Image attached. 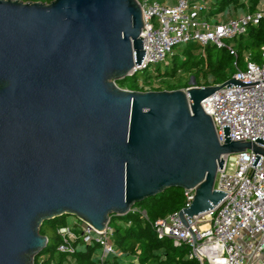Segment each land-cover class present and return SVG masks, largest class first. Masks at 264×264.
Here are the masks:
<instances>
[{
	"label": "water",
	"instance_id": "95a60500",
	"mask_svg": "<svg viewBox=\"0 0 264 264\" xmlns=\"http://www.w3.org/2000/svg\"><path fill=\"white\" fill-rule=\"evenodd\" d=\"M136 0H0V264H34L41 225L68 215L96 231L167 189H194L186 217L226 195L201 102L221 87L138 92L117 82L145 51Z\"/></svg>",
	"mask_w": 264,
	"mask_h": 264
},
{
	"label": "built area",
	"instance_id": "2783aa9c",
	"mask_svg": "<svg viewBox=\"0 0 264 264\" xmlns=\"http://www.w3.org/2000/svg\"><path fill=\"white\" fill-rule=\"evenodd\" d=\"M136 1L142 11L145 55L134 73L148 65L166 63L176 46L191 41L201 47L210 43L225 48L236 57L234 43L229 41L243 34L249 24L258 25L264 18L263 2L253 13L227 22H211L198 18L202 3ZM230 79L238 84L221 87L205 98L201 107L210 117L220 144L225 142L227 129L231 141L251 143L264 152V47L260 49L259 62L246 55L243 68H236ZM190 82L186 89L205 87L194 85L192 78ZM220 159L223 165L217 170L214 189L226 194L223 199L202 214L186 217L187 226L180 221L178 212L158 220L154 223L155 233L158 238L172 240L174 246H188L187 258L198 264H264V154L247 149ZM184 197L183 208H187L194 189L184 190ZM141 214L145 216L144 212ZM58 233L62 239L58 252L73 253L76 236L68 228H61ZM81 235L85 242L94 240L99 245L101 258L115 254L109 242V227L96 231L83 224Z\"/></svg>",
	"mask_w": 264,
	"mask_h": 264
},
{
	"label": "trees",
	"instance_id": "16d2710c",
	"mask_svg": "<svg viewBox=\"0 0 264 264\" xmlns=\"http://www.w3.org/2000/svg\"><path fill=\"white\" fill-rule=\"evenodd\" d=\"M22 2L50 3L52 0H20ZM165 3L169 0H155ZM264 0H190L191 4L202 3L198 18L210 20L219 15L255 12ZM264 5V4H263ZM234 43L236 57L225 48L212 44L201 47L196 42L176 46L166 63L148 65L125 80L118 87L129 91H174L190 87V78L196 86H212L226 82L234 74V68L242 69L246 55L260 61V49L264 47V18L258 25L249 24L246 31L230 40ZM180 48L179 53L174 50ZM202 48V51L199 52ZM178 73H183L177 77ZM160 87L153 90V84ZM148 88V89H147ZM185 205L184 190L167 189L164 193L146 199L136 207L140 212H129L121 217L111 216L109 242L115 254L101 258L99 245L91 240L85 242L83 223L75 217L63 215L44 222L39 232L47 238V245L34 258V264H198L187 258L189 247L174 246L169 238H158L154 223L179 212ZM145 213V216L141 214ZM68 228L76 239L74 252L61 253L57 248L62 242L59 229Z\"/></svg>",
	"mask_w": 264,
	"mask_h": 264
},
{
	"label": "crops",
	"instance_id": "0c3cea01",
	"mask_svg": "<svg viewBox=\"0 0 264 264\" xmlns=\"http://www.w3.org/2000/svg\"><path fill=\"white\" fill-rule=\"evenodd\" d=\"M168 2V1H167ZM169 2H171V4L172 3H174V1L173 0H170ZM236 15V16H235ZM240 15H242V14H239L238 15V13H231L230 15H219L218 17H216V18H212V19H210L209 21H211V22H227V21H229V20H231V19H234V18H236V17H238V16H240Z\"/></svg>",
	"mask_w": 264,
	"mask_h": 264
},
{
	"label": "rangeland",
	"instance_id": "374dc122",
	"mask_svg": "<svg viewBox=\"0 0 264 264\" xmlns=\"http://www.w3.org/2000/svg\"><path fill=\"white\" fill-rule=\"evenodd\" d=\"M173 1H175V0H173ZM239 14H241V13L239 12L238 15H239ZM235 16H236V15H235ZM179 51H180V48L174 50L175 53H176V52L179 53ZM198 51L201 52V51H202V48H201L200 50H198ZM234 70H236V67L234 68ZM234 72H235V71H234ZM182 74H183V73H178L177 77H179V76L182 75ZM183 75H184V74H183ZM152 87H153V88H151V89L155 90V89L159 88L160 85H159V83L156 82V83L153 84ZM119 88H121V87H119ZM121 89H125V88H121ZM147 89H148V88H147ZM181 90L184 91L185 89H181ZM145 92H146V91H145ZM147 92H148V91H147Z\"/></svg>",
	"mask_w": 264,
	"mask_h": 264
}]
</instances>
